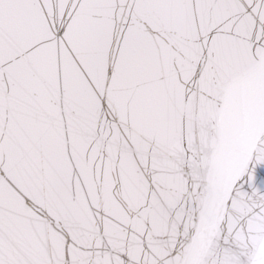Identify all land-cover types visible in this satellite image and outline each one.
<instances>
[{
    "label": "snow or ice",
    "instance_id": "snow-or-ice-1",
    "mask_svg": "<svg viewBox=\"0 0 264 264\" xmlns=\"http://www.w3.org/2000/svg\"><path fill=\"white\" fill-rule=\"evenodd\" d=\"M0 264H264V0H0Z\"/></svg>",
    "mask_w": 264,
    "mask_h": 264
}]
</instances>
